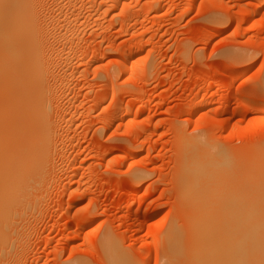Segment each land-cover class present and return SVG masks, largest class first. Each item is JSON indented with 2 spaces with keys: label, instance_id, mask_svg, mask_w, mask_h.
<instances>
[{
  "label": "rangeland",
  "instance_id": "374dc122",
  "mask_svg": "<svg viewBox=\"0 0 264 264\" xmlns=\"http://www.w3.org/2000/svg\"><path fill=\"white\" fill-rule=\"evenodd\" d=\"M33 9L53 60L57 146L2 263L112 264L108 240L122 263L165 264L170 234L199 222L182 184L193 143L264 179V0Z\"/></svg>",
  "mask_w": 264,
  "mask_h": 264
},
{
  "label": "bare ground",
  "instance_id": "6f19581e",
  "mask_svg": "<svg viewBox=\"0 0 264 264\" xmlns=\"http://www.w3.org/2000/svg\"><path fill=\"white\" fill-rule=\"evenodd\" d=\"M39 22L33 0H0V45H7L0 52L9 58L0 60V264L13 256L20 226L55 159L53 60ZM196 142L184 156L190 162L182 166V184L199 222L190 233L170 234L165 264H264V179L239 174L229 154ZM108 242L112 264H127Z\"/></svg>",
  "mask_w": 264,
  "mask_h": 264
}]
</instances>
